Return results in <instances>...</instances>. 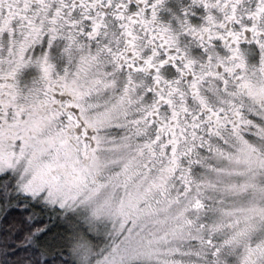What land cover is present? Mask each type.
Returning a JSON list of instances; mask_svg holds the SVG:
<instances>
[{"label": "snow or ice", "instance_id": "snow-or-ice-1", "mask_svg": "<svg viewBox=\"0 0 264 264\" xmlns=\"http://www.w3.org/2000/svg\"><path fill=\"white\" fill-rule=\"evenodd\" d=\"M164 5L0 0V264H264V0Z\"/></svg>", "mask_w": 264, "mask_h": 264}, {"label": "flooded vegetation", "instance_id": "flooded-vegetation-1", "mask_svg": "<svg viewBox=\"0 0 264 264\" xmlns=\"http://www.w3.org/2000/svg\"><path fill=\"white\" fill-rule=\"evenodd\" d=\"M189 0H165V5L161 9V18L165 21L172 19L173 13L179 14L183 6L187 5ZM197 11H200L197 9ZM195 19V18H194ZM175 23V21H172Z\"/></svg>", "mask_w": 264, "mask_h": 264}]
</instances>
